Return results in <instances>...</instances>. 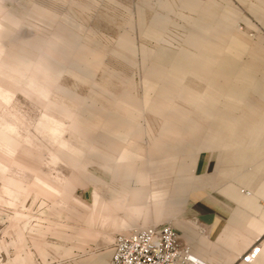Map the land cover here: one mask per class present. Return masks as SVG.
Masks as SVG:
<instances>
[{"label": "rangeland", "instance_id": "rangeland-1", "mask_svg": "<svg viewBox=\"0 0 264 264\" xmlns=\"http://www.w3.org/2000/svg\"><path fill=\"white\" fill-rule=\"evenodd\" d=\"M191 202L208 261L264 249V0H0V264L190 243Z\"/></svg>", "mask_w": 264, "mask_h": 264}, {"label": "built area", "instance_id": "built-area-1", "mask_svg": "<svg viewBox=\"0 0 264 264\" xmlns=\"http://www.w3.org/2000/svg\"><path fill=\"white\" fill-rule=\"evenodd\" d=\"M201 234L212 239V225L199 217L193 221ZM262 243L254 244L241 255L242 264L255 263ZM107 264H211L184 241L171 223H155L118 233L111 246Z\"/></svg>", "mask_w": 264, "mask_h": 264}, {"label": "crops", "instance_id": "crops-1", "mask_svg": "<svg viewBox=\"0 0 264 264\" xmlns=\"http://www.w3.org/2000/svg\"><path fill=\"white\" fill-rule=\"evenodd\" d=\"M196 164H197V171H200L199 169H200L201 166L203 167L201 171L207 170L208 165H209V158L208 157L206 158V156L204 154L203 155H200V157L196 161ZM192 204L194 206H196L197 208H199L200 211H204L202 213V215L212 213V215L214 216V219H213V221H211L210 223H208V224L212 225V227L215 224L216 220H218L219 223L221 224L220 225V229L218 230V232L216 234V240L213 241L212 243H211L210 239L207 236L202 235V234H199L197 231L194 230V229H196V226H193L192 227V226H188V225H182V228L184 229V232H185L186 236L190 239V244L193 245L194 246L193 248L196 249L195 252L198 255L204 257V254H206L208 252L211 244L216 245L221 250L224 247H226L228 245H231L233 241H231L228 245H224V246L217 243L218 242V239H219V237H220V235H221V233L223 231V229L228 224L227 223L225 226H223L224 217L222 216V214L216 212L215 210H212L210 208H207L206 206H204L201 203H197V204L192 203ZM221 204H222V206L225 205L223 202ZM240 257H241V255L238 257V259ZM261 257H262V260H264V249L262 250ZM218 258H220V257H212L211 258L212 260L209 261V262L211 264H228L230 262V256L229 255H224L223 256V258H222V261L223 262L220 261ZM253 264H255V263H253Z\"/></svg>", "mask_w": 264, "mask_h": 264}, {"label": "bare ground", "instance_id": "bare-ground-1", "mask_svg": "<svg viewBox=\"0 0 264 264\" xmlns=\"http://www.w3.org/2000/svg\"><path fill=\"white\" fill-rule=\"evenodd\" d=\"M244 193V192H243Z\"/></svg>", "mask_w": 264, "mask_h": 264}]
</instances>
